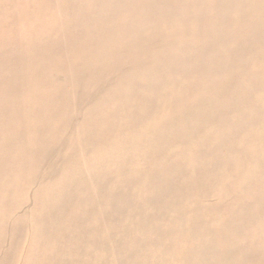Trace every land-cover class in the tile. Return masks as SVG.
<instances>
[{"label": "bare ground", "instance_id": "bare-ground-1", "mask_svg": "<svg viewBox=\"0 0 264 264\" xmlns=\"http://www.w3.org/2000/svg\"><path fill=\"white\" fill-rule=\"evenodd\" d=\"M264 264V0H0V264Z\"/></svg>", "mask_w": 264, "mask_h": 264}, {"label": "rangeland", "instance_id": "rangeland-1", "mask_svg": "<svg viewBox=\"0 0 264 264\" xmlns=\"http://www.w3.org/2000/svg\"><path fill=\"white\" fill-rule=\"evenodd\" d=\"M13 264H14V261H13Z\"/></svg>", "mask_w": 264, "mask_h": 264}]
</instances>
